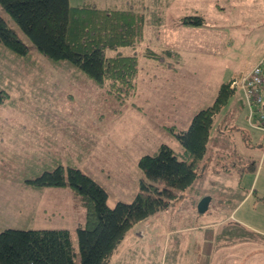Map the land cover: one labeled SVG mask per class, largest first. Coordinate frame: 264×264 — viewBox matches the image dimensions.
Listing matches in <instances>:
<instances>
[{"label": "rangeland", "instance_id": "1", "mask_svg": "<svg viewBox=\"0 0 264 264\" xmlns=\"http://www.w3.org/2000/svg\"><path fill=\"white\" fill-rule=\"evenodd\" d=\"M85 2L144 12L137 88L124 105L68 61H50L34 48L27 57L0 52V88L10 95L0 105V232L68 229L78 263L76 229L85 221L79 198L69 188H32L27 179L72 165L103 187L110 207L131 203L143 178L141 156L166 144L183 159L182 146L166 127L186 130L222 83L240 80L264 53V0H69L71 6ZM0 14L31 45L1 5ZM191 15H201L206 26L168 30ZM165 47L181 55L177 73L142 54ZM239 95L235 91L215 115L206 155L195 164L198 176L189 188L174 191L169 216L193 211L192 218L221 220L247 196L236 215L264 230V169L258 173L254 166L264 135L247 125L246 112L237 108ZM204 197H210L208 210L199 213ZM222 229L235 236L231 221ZM233 245L239 252L247 248L242 241Z\"/></svg>", "mask_w": 264, "mask_h": 264}, {"label": "trees", "instance_id": "2", "mask_svg": "<svg viewBox=\"0 0 264 264\" xmlns=\"http://www.w3.org/2000/svg\"><path fill=\"white\" fill-rule=\"evenodd\" d=\"M0 5L31 44L0 14L3 56L27 57L34 48L50 61H68L121 105L134 96L140 67L136 48L145 35L143 11L99 8L86 2L71 6L69 0H0ZM174 25L204 27L206 22L201 15H191L174 20ZM127 47L132 49L130 54L123 51ZM142 54L173 71L180 61L178 53L168 50L146 49ZM233 82L220 85L213 103L198 111L186 130L166 127L182 146L183 159L166 144L156 153L140 157L143 178L131 203L117 202L110 207L103 187L72 165L60 164L27 179L32 188H69L79 198L85 210V221L76 229L80 261L75 260L68 229L8 228L0 232V264H106L136 222L167 210L174 191L194 183L198 176L195 164L206 155L215 115L237 91L231 87ZM9 98L0 88V105Z\"/></svg>", "mask_w": 264, "mask_h": 264}, {"label": "crops", "instance_id": "3", "mask_svg": "<svg viewBox=\"0 0 264 264\" xmlns=\"http://www.w3.org/2000/svg\"><path fill=\"white\" fill-rule=\"evenodd\" d=\"M171 27L168 26V30L175 32L174 30L181 26H176L172 22ZM164 50L175 51L171 47H165ZM180 66L178 62L175 65L176 71L163 69L170 73H177ZM245 75L247 74L240 78ZM238 91L240 95L237 108L246 112L245 121L249 126L248 106L245 103L243 92ZM232 109L233 107L230 111ZM252 129L261 131L264 135L262 130ZM254 166L257 167L258 173L264 169V147H262L259 161ZM246 198L247 196L239 202L233 212L221 220L210 219L207 216L206 219L198 216L192 218L193 211H187L182 216H169L168 212L175 207L170 204L167 210L136 222L106 264H260L264 258V230L236 215ZM191 209L193 210V207ZM228 221L235 224L236 229L232 230L235 236H230L229 232L222 229ZM244 231H246L245 235L249 236L237 237ZM238 241L247 245L244 251L239 252L236 249L239 247L237 245L230 246Z\"/></svg>", "mask_w": 264, "mask_h": 264}, {"label": "built area", "instance_id": "4", "mask_svg": "<svg viewBox=\"0 0 264 264\" xmlns=\"http://www.w3.org/2000/svg\"><path fill=\"white\" fill-rule=\"evenodd\" d=\"M231 87L243 92L248 106V124L264 132V112L262 109V94L264 92V54L252 70L240 80L234 81Z\"/></svg>", "mask_w": 264, "mask_h": 264}, {"label": "water", "instance_id": "5", "mask_svg": "<svg viewBox=\"0 0 264 264\" xmlns=\"http://www.w3.org/2000/svg\"><path fill=\"white\" fill-rule=\"evenodd\" d=\"M209 201H210V197H204L199 201L198 207H197V210L199 213H203L206 211L209 205Z\"/></svg>", "mask_w": 264, "mask_h": 264}]
</instances>
